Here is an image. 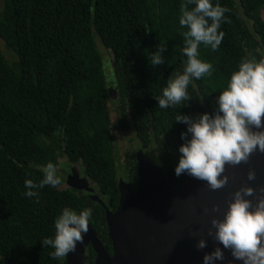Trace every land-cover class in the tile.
Segmentation results:
<instances>
[{
	"label": "trees",
	"instance_id": "obj_1",
	"mask_svg": "<svg viewBox=\"0 0 264 264\" xmlns=\"http://www.w3.org/2000/svg\"><path fill=\"white\" fill-rule=\"evenodd\" d=\"M184 2L6 0L0 38L17 59L11 61L0 44V264H66L65 257L54 258L53 249L41 246L54 235V221L64 208L77 213L90 208L89 224L113 255L106 209L89 192L59 185L38 189V198L24 195V181L39 183L40 169L49 162L56 166L63 155L83 166L107 207L117 210L110 99L117 102V127L134 129L147 155L156 148L157 165L170 187H180L183 174L177 177L174 168L186 125L175 115L213 114L241 59L264 57V0H218L227 10L219 29L222 43L216 51L199 48V58L213 65L211 74L193 80L184 105L160 109L154 97L186 60L188 29L179 24ZM99 40L113 55L111 84ZM162 45L164 63L151 66L147 56ZM125 164V177L136 192L137 153L128 154ZM87 254V264H97L98 252L90 248Z\"/></svg>",
	"mask_w": 264,
	"mask_h": 264
},
{
	"label": "clouds",
	"instance_id": "obj_2",
	"mask_svg": "<svg viewBox=\"0 0 264 264\" xmlns=\"http://www.w3.org/2000/svg\"><path fill=\"white\" fill-rule=\"evenodd\" d=\"M226 11L218 0L216 3L213 0H185L180 9L179 24L188 29L184 33L182 50L186 60L183 70L173 73L160 95L154 97L160 109L184 105L191 99L188 87L193 80L211 74L213 65L199 58V48L203 44L212 51L218 50L224 37L219 29ZM164 51L162 45L147 56L151 66L164 63ZM216 104L213 114L205 112L193 119L177 113L174 119L186 125V131L181 133L184 143L178 149L180 156L174 174L177 177L186 174L202 181L211 191L228 184V166L247 164L253 154H264V57L242 58L227 86L219 92ZM40 172L39 183L32 179L24 181L26 197L38 198V189L61 185L62 177L53 163L43 166ZM247 180L249 184L231 193L222 218H213L211 225L215 230L214 239L230 251L233 261L264 264V186H252L257 180L253 168L248 170ZM212 211L219 212L220 206L213 205ZM91 215L90 208L79 213L64 208L54 221V235L42 239L41 246L53 249L50 255L54 258L74 252L77 243L83 242ZM209 234H213L211 230ZM198 247L204 248L205 241L200 240ZM223 259V252L217 247L203 257V264H215Z\"/></svg>",
	"mask_w": 264,
	"mask_h": 264
},
{
	"label": "water",
	"instance_id": "obj_3",
	"mask_svg": "<svg viewBox=\"0 0 264 264\" xmlns=\"http://www.w3.org/2000/svg\"><path fill=\"white\" fill-rule=\"evenodd\" d=\"M137 161L138 190L134 192L131 184L121 178L120 202L115 212L112 213L101 198L93 195L106 208L113 247V255H110L88 225L98 252L97 264H203V257L217 247L221 248L224 259L215 261V264L233 261L230 251L214 239L211 220L222 218L231 193L250 183L247 180L250 168L257 173V180L252 182V186H264V154H253L247 164L228 166L226 174L229 182L216 191L209 190L204 182L186 174H183L180 187L174 190L168 183L164 168L155 165L143 150L138 151ZM144 166L159 168V183L150 180L151 173L156 172L146 168L142 171ZM78 182L80 184L70 183L71 187L94 191L87 189L84 180ZM213 205H219L220 211L213 212ZM200 240L205 241L204 248L198 247ZM83 243L78 242L76 249L81 247L85 252L87 245ZM233 264L240 262L233 261Z\"/></svg>",
	"mask_w": 264,
	"mask_h": 264
},
{
	"label": "rangeland",
	"instance_id": "obj_4",
	"mask_svg": "<svg viewBox=\"0 0 264 264\" xmlns=\"http://www.w3.org/2000/svg\"><path fill=\"white\" fill-rule=\"evenodd\" d=\"M5 2H6V0H0V17H1L3 10H4ZM262 13H263V17H264V10L262 11ZM0 44H1L2 50L4 51L6 56L11 61H15L17 59V56L12 51L7 49L4 41L1 38H0ZM98 45H99V49L103 55V58L105 60L104 67L106 68V73H107L106 76L108 79V83L111 84L113 81H115L114 75L112 73L113 72V66H114L113 65V55H112L111 51L108 50L103 45L102 41L99 40ZM116 104H117V102L115 99H110L109 110H110L111 121H112V126H113V135L115 137L114 144L116 146L115 164L119 169L118 170L119 177H121L125 181H128L127 178L125 177V174L127 175V173H128L125 169V166H126L125 159L128 156V154L136 153L137 150L139 148H142L143 146H141V142L137 138L136 132L134 129L129 130V131H124V130L119 129V127H117V121H118V114L117 113L118 112L116 109ZM194 117L198 118L199 116L194 115ZM146 151H147V149H146ZM148 152H151L149 154V156L151 157L153 163L155 165H157L160 162L158 160V157H157L158 156L157 149L153 147ZM142 164L144 165V162ZM56 168H57L58 174L61 175V177H62L63 182L60 185V187L62 189L70 188L71 187L70 183H79L80 184V182H78V181L84 180L86 185H87V189L92 188L94 190L93 192L92 191H88V192L91 193L92 195H96L102 199L99 192L96 191V189H97L96 185H94L90 181V179L86 175L83 174V166L80 163L73 165L67 160V158L65 156L61 155L59 157V162L56 165ZM144 168L151 169L152 172H156L154 174L151 173L150 180L154 183H159V180H158L159 176L157 173V172H159L158 171L159 168H157V166H154V167L144 166L142 168V171H144ZM142 176H143V174H142ZM108 209H109V207H108ZM106 215H107V211H106ZM107 224H108V221H107ZM85 235H86V237H85ZM91 238L94 239L93 235H91V232L88 229L87 233L83 235V241H84L83 245H87L88 242L91 240ZM82 251H83V249L80 247V248H77L74 252L68 253L66 255V259H65L66 264H86L85 263V256L86 255H85V252H82ZM104 264H105V262H104Z\"/></svg>",
	"mask_w": 264,
	"mask_h": 264
},
{
	"label": "flooded vegetation",
	"instance_id": "obj_5",
	"mask_svg": "<svg viewBox=\"0 0 264 264\" xmlns=\"http://www.w3.org/2000/svg\"><path fill=\"white\" fill-rule=\"evenodd\" d=\"M143 148V147H142ZM142 148H139L138 150H137V152L136 153H138V151L140 150V149H142ZM120 178L121 177H119V180H120ZM127 182H129V181H127ZM96 191L98 192V190L96 189ZM88 193V192H87ZM88 194H91V193H88ZM91 196H93L92 194H91ZM96 200V199H95ZM103 200V199H102ZM103 202L105 203V201L103 200ZM106 204V203H105ZM104 206V205H103ZM106 209V208H105ZM91 225V224H90ZM91 228H92V226H91ZM93 229V228H92ZM93 231H94V229H93ZM95 232V231H94ZM96 233V232H95ZM97 235V234H96ZM98 237V236H97ZM98 239H99V237H98ZM100 240V239H99ZM90 248H92L93 250H95V248H94V242H93V239L91 238V240L88 242V244H87V246H86V248H85V263L87 264V261H88V251H89V249ZM65 259H66V256H65Z\"/></svg>",
	"mask_w": 264,
	"mask_h": 264
}]
</instances>
